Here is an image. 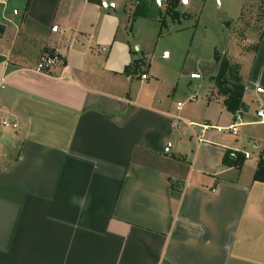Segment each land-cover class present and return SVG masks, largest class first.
Returning <instances> with one entry per match:
<instances>
[{"label":"crops","instance_id":"0c3cea01","mask_svg":"<svg viewBox=\"0 0 264 264\" xmlns=\"http://www.w3.org/2000/svg\"><path fill=\"white\" fill-rule=\"evenodd\" d=\"M99 1L0 2V120L16 123L0 129V264H264V33L222 50L243 109L226 110L213 60L183 118L130 43L132 0ZM45 52L67 70L36 72Z\"/></svg>","mask_w":264,"mask_h":264},{"label":"rangeland","instance_id":"374dc122","mask_svg":"<svg viewBox=\"0 0 264 264\" xmlns=\"http://www.w3.org/2000/svg\"><path fill=\"white\" fill-rule=\"evenodd\" d=\"M136 1L132 0V4ZM260 2L249 0L245 8V0H180L177 10L184 16L178 21L166 17L165 25L161 26L156 9L151 18L129 20L130 43L133 49L136 42L142 46L137 57L143 56L144 63L150 64L149 80L156 81L153 90L159 100L162 99L168 108L186 102L181 113L183 118L185 114L198 115L187 99L198 84H205L207 80L202 83V79L194 75H202L213 65L214 50L222 55V50L230 47L231 51L236 43L241 52H254L257 39L264 31V11ZM159 8L163 12V5ZM20 35L22 38L23 34ZM44 54L52 53H42L38 59ZM183 118L181 128L186 126ZM2 127L0 120V129Z\"/></svg>","mask_w":264,"mask_h":264},{"label":"trees","instance_id":"16d2710c","mask_svg":"<svg viewBox=\"0 0 264 264\" xmlns=\"http://www.w3.org/2000/svg\"><path fill=\"white\" fill-rule=\"evenodd\" d=\"M92 1L100 3L99 0ZM179 2L180 0H164L162 12L161 8H159L158 5L153 2V0H137L135 2L131 16L132 18H151V13L157 10L156 12L158 14L156 16L158 17L161 26H163L165 25L166 17L178 21L180 18H182V16H184L177 10ZM248 2L249 0H245V8ZM28 4L29 0H27L25 8H27ZM259 5L261 6L262 11H264V0H261ZM243 8L240 15L243 13ZM262 14H264V12H262ZM3 32L4 27L0 25V35H2ZM262 33H264V31L260 33L258 39L261 38ZM257 45L258 41L256 43V46ZM213 60L218 66L217 73L213 77L214 86L216 87L217 91L224 96L223 105L225 106L226 110L235 115L237 112H240L243 109L242 97L245 91V87L242 84L241 77L239 75L238 65L232 63L229 58L225 57V55L219 54L216 50L213 53ZM229 160L231 165L240 167L244 157L243 155L238 154L235 159L230 157ZM253 180L264 183V158H262L261 155L258 158L256 168L253 173Z\"/></svg>","mask_w":264,"mask_h":264},{"label":"built area","instance_id":"2783aa9c","mask_svg":"<svg viewBox=\"0 0 264 264\" xmlns=\"http://www.w3.org/2000/svg\"><path fill=\"white\" fill-rule=\"evenodd\" d=\"M0 2H2V0H0ZM56 65H63V69L67 70V66L64 65L61 56L57 53V52H52L51 55H47L44 54L42 55L36 63V66L34 68V70L36 72H44L49 70L50 68L56 66ZM141 79H145L146 75L145 74H141L140 75ZM183 103L178 102L176 103V110L179 111L182 107ZM255 116L258 119V121H264V105L259 106L256 111H255ZM2 126L4 128H11V129H15L16 128V123L14 122H6V121H2ZM236 123H233L232 125H230L226 130L230 131L231 134L235 135L236 134ZM206 126H201L202 131L204 129H206ZM196 139L197 141H202L201 135H196ZM234 155H236V153H234ZM243 157L246 159L248 158V153L244 152ZM1 156V153H0Z\"/></svg>","mask_w":264,"mask_h":264},{"label":"water","instance_id":"95a60500","mask_svg":"<svg viewBox=\"0 0 264 264\" xmlns=\"http://www.w3.org/2000/svg\"><path fill=\"white\" fill-rule=\"evenodd\" d=\"M156 4L161 7L164 3V0H155Z\"/></svg>","mask_w":264,"mask_h":264}]
</instances>
